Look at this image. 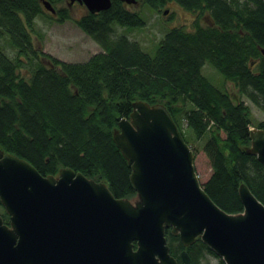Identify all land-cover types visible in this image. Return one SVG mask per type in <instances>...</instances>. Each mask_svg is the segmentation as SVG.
I'll use <instances>...</instances> for the list:
<instances>
[{
    "label": "trees",
    "instance_id": "trees-1",
    "mask_svg": "<svg viewBox=\"0 0 264 264\" xmlns=\"http://www.w3.org/2000/svg\"><path fill=\"white\" fill-rule=\"evenodd\" d=\"M52 6L62 0H48ZM156 9L173 3L192 15L191 28H169L150 54L115 28L144 26L142 16L119 0L107 10L73 18L68 6L49 18L74 23L101 51L83 62H66L34 44L41 0H0V150L27 160L43 176L62 168L106 184L115 198L135 195L131 166L113 141L133 103L162 104L183 140L202 141L211 172L203 190L223 211H243L240 184L264 205V167L249 153L251 128L264 130L243 98L264 114V4L262 0H141ZM55 8V7H54ZM213 68L224 82L203 73ZM233 85L235 91L225 88ZM0 202V209H2ZM1 217H9L1 210ZM170 254L191 264L198 254L218 258L196 238L183 246L165 229ZM218 264H224L219 259Z\"/></svg>",
    "mask_w": 264,
    "mask_h": 264
},
{
    "label": "water",
    "instance_id": "water-1",
    "mask_svg": "<svg viewBox=\"0 0 264 264\" xmlns=\"http://www.w3.org/2000/svg\"><path fill=\"white\" fill-rule=\"evenodd\" d=\"M66 2L91 14L111 6V0ZM41 4L55 14L48 0ZM132 108L113 141L131 166L134 203L70 168L43 176L0 150V202L9 217L7 224L0 216V264H178L166 228L183 246L200 238L224 264H264V205L240 184L243 211H223L203 190L193 152L166 107L136 101ZM248 151L264 167L263 129L250 131ZM180 256L191 264L186 250Z\"/></svg>",
    "mask_w": 264,
    "mask_h": 264
},
{
    "label": "rangeland",
    "instance_id": "rangeland-1",
    "mask_svg": "<svg viewBox=\"0 0 264 264\" xmlns=\"http://www.w3.org/2000/svg\"><path fill=\"white\" fill-rule=\"evenodd\" d=\"M138 2L139 3L136 6H132L130 9L138 12L142 16L145 21L144 26L132 30L116 26L114 34L116 36L125 35L129 40L137 42L143 50L150 54L155 51L157 42L163 37L169 28L174 26H181L188 29L191 28L192 15L173 3L158 6L154 9L143 3L141 0H138ZM66 6V0L57 2L54 5L55 9ZM69 8L73 18H79L87 11L83 5L78 3H74ZM165 10L167 13L163 15V11ZM45 13L44 16L36 18V35H33L34 44L40 47L43 52L62 61L83 62L101 51V46L84 33L73 20L58 22L57 20L49 18L51 14L50 12L45 10ZM0 43L5 47L8 54L12 55L5 40L0 39ZM202 73L215 86L219 88L222 87L224 80L213 68L205 65L202 69ZM224 85L225 88L230 91H235L231 83L226 82ZM243 100L249 106L254 119L259 121L264 118L263 112L256 105L251 103L245 97ZM252 129L255 128L253 127ZM190 145L194 150L193 164L196 176L198 177L199 182L203 183L207 180L211 172L209 161L202 150V141L190 139ZM129 200L133 203L137 200L136 192L134 196L129 198ZM1 210L5 211L4 207L0 209V212ZM197 259L200 264H218L220 258L204 252V254H198Z\"/></svg>",
    "mask_w": 264,
    "mask_h": 264
},
{
    "label": "flooded vegetation",
    "instance_id": "flooded-vegetation-1",
    "mask_svg": "<svg viewBox=\"0 0 264 264\" xmlns=\"http://www.w3.org/2000/svg\"><path fill=\"white\" fill-rule=\"evenodd\" d=\"M119 1L122 2V3L127 7V9L130 10V11H132V10L130 9V7H132V6H136V5L139 3L138 0H137L136 4H127V3L124 2V1H121V0H119ZM165 11H166V10H165ZM165 11H163V15L166 14V13L164 14ZM135 12H136V11H135Z\"/></svg>",
    "mask_w": 264,
    "mask_h": 264
},
{
    "label": "built area",
    "instance_id": "built-area-1",
    "mask_svg": "<svg viewBox=\"0 0 264 264\" xmlns=\"http://www.w3.org/2000/svg\"><path fill=\"white\" fill-rule=\"evenodd\" d=\"M252 129V128H251Z\"/></svg>",
    "mask_w": 264,
    "mask_h": 264
}]
</instances>
